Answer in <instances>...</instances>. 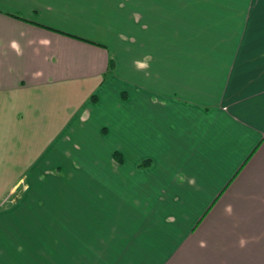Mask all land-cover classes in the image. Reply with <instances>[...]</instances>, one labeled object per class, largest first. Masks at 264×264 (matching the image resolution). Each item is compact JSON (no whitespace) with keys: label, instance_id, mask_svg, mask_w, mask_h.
I'll use <instances>...</instances> for the list:
<instances>
[{"label":"crops","instance_id":"crops-1","mask_svg":"<svg viewBox=\"0 0 264 264\" xmlns=\"http://www.w3.org/2000/svg\"><path fill=\"white\" fill-rule=\"evenodd\" d=\"M142 1L0 0V122L18 129L0 133V172L31 170L9 153L40 139L19 130L38 121L29 94L144 79L120 120L126 148L115 136L97 177L74 152L52 187L0 185V264H264V0ZM146 54L148 75L133 67ZM59 136L36 156L55 160Z\"/></svg>","mask_w":264,"mask_h":264},{"label":"rangeland","instance_id":"rangeland-1","mask_svg":"<svg viewBox=\"0 0 264 264\" xmlns=\"http://www.w3.org/2000/svg\"><path fill=\"white\" fill-rule=\"evenodd\" d=\"M191 1L193 0H185V2L189 3ZM137 2L142 6V0H137ZM151 2L153 4H159L166 3V0H151ZM125 40H127V37ZM116 44L118 43L116 42ZM124 45H126V43H124ZM126 53H128V51H126ZM114 70L115 62L112 61V66L109 68L107 75L103 76L105 82H107L114 74ZM135 83L137 85H142L144 83L143 76L135 77V81H131L124 77L116 88L103 86V89L101 88L102 90L100 89L101 91L99 90L100 92L98 94L94 92L96 89L93 90L94 85H91L90 89L89 87L86 88L83 86V83L61 85L51 91L41 89L36 92V94H29L33 99L32 108L39 113L38 117L35 116L38 118V121L37 123L29 124L30 126H22L19 130H23L25 127L24 130H27L28 133L32 132L34 129L36 132L33 136L40 139L23 140V142L22 140H17V143L16 141H9V153L12 155L14 153L23 155V161L19 165V171L27 170L28 168L31 170L24 171V173L17 171H1L0 185L3 187L15 176L20 177L21 174H24V176H31L32 179H39L41 181L40 185L43 187L45 185H50L52 187L51 183L53 181L63 182L62 180H64V178L61 175L64 176V173L67 172V170L70 172L73 171L69 168V165L74 164V161L77 162V156H82L86 162L87 159H89L88 164H85L84 168L87 172L94 174L97 177L98 167H107L106 161L111 155L109 151L113 147L115 136L120 140V144L126 148L128 137L125 132L126 130L124 131L122 127H120V120L123 121L124 118L128 116V108H126V105L129 101V94L132 93L130 88ZM97 86L99 87V85ZM6 102L7 101H5V105H7ZM1 103L4 104L3 101H1ZM29 103L27 104L26 99H23L25 110L21 111L22 116H25L26 111L31 108ZM85 103H90L87 107L93 105V108L90 107L91 119L88 120L86 124H81L77 122L76 115ZM18 109L20 110V108ZM19 120H17V122ZM117 120L119 122H117ZM118 130L121 131L120 135L118 134ZM12 131H18V129L13 125H2L0 122V133H11ZM54 134H61V136L55 140V143L48 151L56 153L58 156L55 160L51 161L46 159L47 155L41 159L38 158L36 154L46 146L47 141L50 140L49 136H53ZM97 136L99 137L97 138ZM15 145L18 147L17 149L14 148ZM20 145L24 149L20 150ZM72 147L74 148L70 149ZM31 149L33 150L34 155H27L32 154L30 151ZM74 152L78 154L76 157L72 155L71 158L70 154H73ZM24 157H27L28 159H25ZM121 158L123 160L122 155ZM43 159L46 160L41 162ZM90 164L94 165L92 166ZM33 165L36 166L32 168ZM73 168L75 169V167ZM56 173H60V177H55L54 174ZM84 179L86 180L87 178ZM14 181L15 180L12 182ZM43 187L36 188L37 196L39 198H42V192L44 191ZM45 190L52 191L50 188H46ZM48 195H53V192L48 193Z\"/></svg>","mask_w":264,"mask_h":264},{"label":"clouds","instance_id":"clouds-1","mask_svg":"<svg viewBox=\"0 0 264 264\" xmlns=\"http://www.w3.org/2000/svg\"><path fill=\"white\" fill-rule=\"evenodd\" d=\"M123 5H121V7H122ZM136 15H138V14H136ZM144 28H147V25H144L143 26ZM120 39H122V40H124V39H126V37L125 36H123V35H121L120 36ZM11 48L13 49V50H15V51H17V53L19 54V46H18V44L15 42V41H13L12 43H11ZM151 60H152V56H151V54H146L145 56H143L142 58H140V59H135V60H133V67L137 70V71H143V72H145V75H148L149 74V72H148V69L150 68V66H151ZM87 118H88V113H87V111H85V113L81 116V120L82 121H85V120H87ZM185 179H186V177L183 175V173H180L179 175H178V180H179V182L180 183H183L184 181H185ZM188 183L191 185V184H194L195 183V178L193 177V178H191V179H188ZM225 212L226 213H228V214H231V205H227L226 206V208H225ZM175 218L174 217H172V216H169L168 218H167V220L168 221H173ZM243 241H241V244L243 245ZM201 246H203V243L201 244Z\"/></svg>","mask_w":264,"mask_h":264},{"label":"trees","instance_id":"trees-1","mask_svg":"<svg viewBox=\"0 0 264 264\" xmlns=\"http://www.w3.org/2000/svg\"><path fill=\"white\" fill-rule=\"evenodd\" d=\"M112 66V61H110V67ZM113 158L115 159V161L116 162H118V163H122L123 162V160H122V158H121V155L120 154H118V153H114L113 154ZM149 164V162H144L143 164H141V165H139V167H145V166H147Z\"/></svg>","mask_w":264,"mask_h":264}]
</instances>
